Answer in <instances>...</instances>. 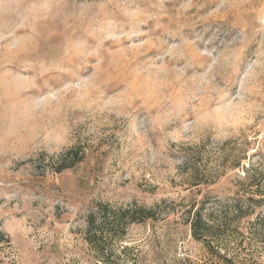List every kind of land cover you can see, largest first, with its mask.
<instances>
[{
  "label": "rangeland",
  "instance_id": "rangeland-1",
  "mask_svg": "<svg viewBox=\"0 0 264 264\" xmlns=\"http://www.w3.org/2000/svg\"><path fill=\"white\" fill-rule=\"evenodd\" d=\"M104 206L108 264H264V0H0V264H105Z\"/></svg>",
  "mask_w": 264,
  "mask_h": 264
},
{
  "label": "trees",
  "instance_id": "trees-1",
  "mask_svg": "<svg viewBox=\"0 0 264 264\" xmlns=\"http://www.w3.org/2000/svg\"><path fill=\"white\" fill-rule=\"evenodd\" d=\"M76 154L71 159L75 161ZM69 166H62L64 169ZM152 210L143 207L129 211H113L106 206L99 208L97 211L90 213L86 218V242L93 247L98 259L102 263L108 264L111 255V247L121 243L124 237L125 229L133 223H140L152 219ZM191 236L204 244V247L211 251L218 259H225L220 254V248L210 241L214 238L209 235L210 227L205 221L201 209L196 210L188 221ZM210 241H209V240ZM106 249H109L106 251Z\"/></svg>",
  "mask_w": 264,
  "mask_h": 264
}]
</instances>
